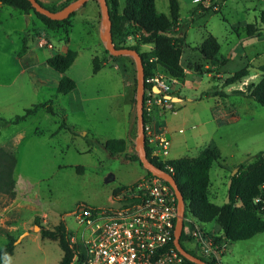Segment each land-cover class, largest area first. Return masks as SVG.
Wrapping results in <instances>:
<instances>
[{
  "label": "rangeland",
  "instance_id": "rangeland-1",
  "mask_svg": "<svg viewBox=\"0 0 264 264\" xmlns=\"http://www.w3.org/2000/svg\"><path fill=\"white\" fill-rule=\"evenodd\" d=\"M39 1L58 12L66 3L75 0ZM125 2L119 0L120 11ZM180 4L181 18L185 23H191L181 58L188 75L179 87L181 102L175 103V111L166 117L172 139L170 158L198 157L205 148L216 146L221 159L210 171V190L212 201L223 205L228 196L232 172L240 165L248 167L257 154L264 152V108L232 93L246 91L249 84L260 81L259 68L264 65V25L260 20L264 0H180ZM157 9L167 14L168 0H157ZM200 14L203 16H198ZM30 15L11 7H4L0 11V54L8 57L21 51L23 37L28 39L27 47L32 54L42 59L67 48L75 50L78 58L66 76L76 82L78 89L71 102L69 97L45 88L36 93L18 91L14 86L16 82L11 83V73L14 72L11 62L0 61V72H9V77L0 79V82L8 85L4 88L3 96H0V102L3 97L9 101L7 105L0 103V132L3 139L10 140L14 146L16 175L18 179H25L30 190L26 198L34 200L32 206L46 211L45 216H35L33 220L29 212L19 216L8 214L4 208L16 196L11 198L0 194V219L6 220V225L12 224L14 219L20 220V229L13 234L7 228L0 227V249L12 236L16 238L15 252L3 264H59L63 252L58 240L43 237L41 228L53 231L64 220L69 230L79 236L80 227L76 223L75 212L80 206L117 208L121 203L113 200V191L140 181L146 174L140 165L125 159L128 154L111 158L95 143H105L107 138L126 139L131 134V95L132 115L137 124L136 102L133 103L137 98V65L133 57L112 58L108 53L102 41L104 26L98 0L86 3L76 11L70 20V27L57 31H48L34 13ZM250 25L261 30L262 36L248 37L246 29ZM129 33L126 39L118 41L119 46L136 44L138 34L132 27ZM208 34H212L220 43V56L226 58L223 65L214 66L205 60L199 51L200 46L195 45L203 43L202 37L206 38ZM40 38L50 41L54 50L39 48ZM142 50L148 51L149 48ZM95 57L107 63L98 74L93 73ZM242 69L249 70L248 78L223 87L225 80ZM157 71L165 70L159 68ZM22 82L19 81L18 85ZM213 90H224L230 94L229 98L221 101L220 98L205 95ZM51 99L60 115H65L66 122L70 125L74 122L78 126L76 141H71L70 133L65 130L54 135L61 119L45 110H39L23 123L1 125V119L12 120L33 105ZM217 102L219 106L223 104L219 109L227 116L225 120L219 121L215 117L219 119L217 121L214 118L212 108ZM81 106L84 112L79 110ZM136 126L137 143L138 124ZM20 133L24 134L23 138H20ZM136 143L133 149L138 154ZM188 220L194 221L202 230L222 235L216 223L203 225L188 214L185 229ZM183 246L198 256L196 246L190 239ZM223 254L222 264H264V233L248 241L227 243Z\"/></svg>",
  "mask_w": 264,
  "mask_h": 264
},
{
  "label": "trees",
  "instance_id": "trees-1",
  "mask_svg": "<svg viewBox=\"0 0 264 264\" xmlns=\"http://www.w3.org/2000/svg\"><path fill=\"white\" fill-rule=\"evenodd\" d=\"M37 1L42 6L46 7L39 0ZM108 4L112 20L113 43L117 49H133L140 54L144 64L145 80L156 73L159 68L164 69L172 78L178 80L186 79L187 72L181 65V58L184 47L186 46V32L190 26V22L180 23V0H168L167 14L158 11L156 0H126L125 7L122 11H120L119 0H108ZM0 5L20 10L26 15L34 13L37 20L42 23L48 31H57L63 27H70V20L76 15V12H74L66 20H51L37 13L29 0H0ZM66 5H68V3L62 8L66 7ZM46 8L56 12L55 8ZM204 11L207 12L208 10L204 9ZM198 16L202 17L203 14ZM195 17L197 16L195 15ZM260 20L264 25V11L261 13ZM130 27L138 34L136 44L119 46L117 44L118 41L126 39V37L131 34L129 33ZM246 32L247 36L251 38L262 36V31L256 30L252 25L247 27ZM27 42L28 39L25 37L23 48L19 56L26 52ZM144 47H149V50H142ZM199 51L202 57L211 62L214 66L223 65V61L226 60V58L220 56V43L212 34L207 35ZM77 57V51L67 48L61 53L52 55L47 60L48 67L63 75L57 89V93L61 96H66L76 89V82L66 76V73L73 66ZM104 65L105 62L103 63L95 57L93 59V73L98 74ZM259 71L260 81L257 84H249L246 91L239 90L233 91L232 93H237L246 99L252 100L264 108V65L260 66ZM249 76V70L242 69L225 80L223 87L227 88L238 84ZM145 87L146 99L148 95L147 92L152 89L146 82ZM205 95L207 97L213 96L218 99L220 98L224 101L229 98L230 94L224 90L218 92L213 90L206 92ZM134 102H136V100H133V103ZM39 110H45L46 113L52 116L60 117V128L66 129L73 135L78 136L73 125L66 122L65 115H60L53 99L45 103L33 105L32 108L25 110L22 115H18L12 120H1L5 125H17L25 122ZM144 119L146 123V117ZM95 143L98 147L106 151L111 158L119 157L125 154L127 150V143L124 139H114L105 143ZM146 151L148 159L158 168L169 173L167 166H171L173 173L169 174L174 177L183 195L186 205V214L190 215L197 222L203 225L216 223L222 232V238L226 239L228 243L248 241L258 234L264 233V219L259 215L257 205L255 204V198L259 195V186L264 182V161L262 160L264 152L255 156L254 162L246 167L247 170L245 172H243L246 169L244 165L238 166V174L234 177L230 176L233 180L232 187L228 190L230 202L228 204L224 203L223 205H218L212 201L210 190V171L213 165L221 159L220 150L216 146L205 148L198 157H183L171 160L166 164L152 158L147 143ZM125 159L137 162L143 168L138 154L126 155ZM16 166L17 159L15 154L0 147V194L8 195L11 198L16 196V181L14 177ZM78 171H80V168H78ZM146 172V177H153L150 172ZM240 172L242 173L240 174ZM126 188L127 186L115 189L112 193L113 200H118L119 196ZM36 224L39 225L38 222ZM189 231L188 225L186 229L184 228L182 233V244L190 239L188 237ZM41 235L43 237L58 240L59 246L63 252L59 264H75L78 251H83L80 245L71 242L72 232L69 230L64 220H62L53 231L41 228ZM15 243L16 238L9 236L7 244L0 249V264H3L6 258L14 255ZM171 247L175 248L174 238L173 242H171ZM190 253L197 256L195 253ZM184 260L186 264H195L185 258ZM206 262L209 264H217L215 261L207 260Z\"/></svg>",
  "mask_w": 264,
  "mask_h": 264
},
{
  "label": "built area",
  "instance_id": "built-area-1",
  "mask_svg": "<svg viewBox=\"0 0 264 264\" xmlns=\"http://www.w3.org/2000/svg\"><path fill=\"white\" fill-rule=\"evenodd\" d=\"M38 47L54 50L46 38L38 40ZM145 82L152 89L144 100L146 143L152 158L166 164L171 161L172 139L168 131H159L156 124L175 111V103L167 97L179 96L181 81L157 71ZM167 169L173 173L171 166ZM118 200L121 205L117 208L80 206L75 212L80 235L72 232L71 242L83 248L78 251L75 264H186L184 257L171 247L178 201L166 181L145 177L127 186ZM255 204L264 219V182L259 186ZM188 225V237L194 242L198 257L222 264L228 241L222 235L202 230L192 220H188Z\"/></svg>",
  "mask_w": 264,
  "mask_h": 264
},
{
  "label": "crops",
  "instance_id": "crops-1",
  "mask_svg": "<svg viewBox=\"0 0 264 264\" xmlns=\"http://www.w3.org/2000/svg\"><path fill=\"white\" fill-rule=\"evenodd\" d=\"M94 1L95 0H88L87 4L90 2L94 3ZM156 4H157V0H156ZM4 7H6V6L0 5V11L3 10ZM124 7L122 8V10L124 9ZM180 23L181 24L185 23V21L181 18ZM190 25H191V23H190ZM193 25H194V23H193ZM24 38L25 37L22 38V41L24 40ZM202 38H203L202 42H204L205 36H203ZM69 42H70V40L68 41L67 45L69 44ZM195 45L201 46L202 43L201 44H195ZM27 46H28V44H27ZM28 47H27L26 52L24 54H22L21 56H19L20 51H18L17 53H14L13 56L11 55L8 57L3 53L0 54L1 63H5L6 61H9L12 64L13 68L11 70H13L14 72L11 73V80H12L11 83L16 82L14 84V86H16V89L18 91L20 90L21 92L25 91L26 93H28V92L36 93L37 90H39L41 88H45L47 91H51L53 93L56 91V94L59 95L57 93V89H58L59 83H60L63 75H61L60 73H58L54 70H50L49 67L47 66V60L52 56V53L49 57L42 59L38 55L32 54V52L29 50ZM145 48H149V47H144V49ZM106 65H107V63H105L104 66H106ZM181 65L183 66L182 63H181ZM184 69L188 75V69L186 67H184ZM8 73L9 72H0V79L2 77H9ZM19 81L20 82L23 81L21 85L20 84L18 85ZM180 81L183 82V80H180ZM6 86H8V85L5 82H3V81L0 82V96H3L4 88ZM1 89H2V91H1ZM77 89H78V86L76 87L75 90H73L68 95H66L67 97H69L70 102L73 101V99L75 98L76 93H77ZM55 98H54V100H55ZM177 98H180V94ZM78 100L79 101L82 100V102L84 101V99H78ZM55 101H57V100H55ZM0 103L3 105H7V104H9V101L3 97V98H1ZM130 103H131V115H130V117H131L132 128H131V134H129L128 137L126 139H124L127 143V150H126L125 154L134 155V154H136V153H134L133 146L136 143V137H137V126L136 125L137 124H136V122L133 118V115H132V95H131ZM222 106H223V104H221L219 106L218 102H217L216 106H214L212 108V111L214 113V118L218 117L220 119L219 120V119L215 118L217 121L218 120L219 121L225 120V118L227 117L226 115H224L223 111H221L219 109ZM79 110H81V112H84L83 107L80 108ZM1 125L7 126L3 122H1ZM71 125L75 126V130L77 132L78 126L76 125V123L73 122V123H71ZM135 126H136V130H135ZM156 126H157V129L159 131H165L166 130L169 132L168 127L166 125V118L159 120L157 122ZM61 130L68 131L66 129H61L60 126H58V131L54 135L59 133ZM19 136H20V138H23L24 134L20 133ZM69 136H70L71 141H76L78 139V136H75L72 133H70ZM109 140H113V139L107 138V139H105L104 142L109 141ZM0 147L9 151V152L14 153V146L11 144V141L8 139H3L1 132H0ZM170 155H171V151H170ZM186 157H189V156H186ZM191 158H194V157H191ZM170 160H175V159L170 158ZM135 163H137V162H135ZM146 176H147V172H146V174H144L142 176V179L145 178ZM14 177H15V181H16V188H15L16 197L12 200V202L10 203L9 206L4 208L5 212L8 214H13V215H18V216L20 214H22L23 212L24 213L29 212V213H31L30 219H32V220L35 218V216H39V217L45 216L46 215L45 209H38L35 206H32L34 203V200L26 198V193L30 190L27 189L28 188L27 184H26L27 182L25 181L24 178L18 179V176L16 175V169H15V176ZM2 218H4V217H2ZM19 223H20V220L18 221V220L14 219L12 224L6 225V220L0 219V227L1 228H7V230L11 234H13L15 231L20 229ZM25 227H26V225H25ZM226 254H227V252H226Z\"/></svg>",
  "mask_w": 264,
  "mask_h": 264
},
{
  "label": "water",
  "instance_id": "water-1",
  "mask_svg": "<svg viewBox=\"0 0 264 264\" xmlns=\"http://www.w3.org/2000/svg\"><path fill=\"white\" fill-rule=\"evenodd\" d=\"M32 4L34 10L46 17H48L51 20H66L68 19L74 12L79 10L81 7H83L88 0H75L68 4L66 7H64L62 10L55 12L52 11L44 6H42L37 0H29ZM99 6L101 9V16L103 20V26H104V32L102 35V41L106 44L107 51L113 56V57H119V56H130L133 57L136 61L137 65V98H136V108H137V124H138V136L139 140L136 143V150L141 162V165L143 168L150 172L154 177L160 178L164 181H166L171 188L174 190L177 201H178V216L176 220L175 225V231H174V246L176 250L188 261L195 263V264H209L206 261L202 260L201 258L194 256L189 251H187L183 244L181 243V237L185 226V218H186V205L183 198L182 193L180 192L176 181L173 176H171L166 171L162 170L161 168H158L155 166L147 157V151H146V135L144 130V100H145V93H146V87H145V74H144V64L143 60L140 56V54L133 49H117L113 43V35H112V20L110 15V7L108 4V0H98ZM156 93L159 92V90H155ZM167 99L176 102H181L180 98L177 97H167ZM239 168H236L232 174L231 177H234L238 174ZM233 180L232 178L229 179L228 182V190L232 187ZM230 202V196L228 194L225 204H228ZM38 230L40 228L38 227Z\"/></svg>",
  "mask_w": 264,
  "mask_h": 264
}]
</instances>
